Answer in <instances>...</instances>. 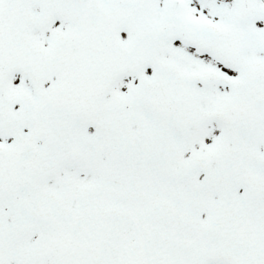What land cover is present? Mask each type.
<instances>
[{"label":"snow or ice","instance_id":"1","mask_svg":"<svg viewBox=\"0 0 264 264\" xmlns=\"http://www.w3.org/2000/svg\"><path fill=\"white\" fill-rule=\"evenodd\" d=\"M0 264H264V0H0Z\"/></svg>","mask_w":264,"mask_h":264}]
</instances>
